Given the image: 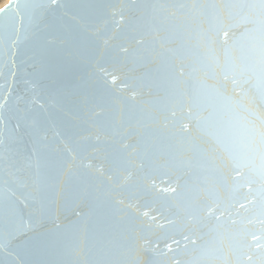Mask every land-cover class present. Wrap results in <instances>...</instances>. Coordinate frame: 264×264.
<instances>
[{"label":"water","instance_id":"95a60500","mask_svg":"<svg viewBox=\"0 0 264 264\" xmlns=\"http://www.w3.org/2000/svg\"><path fill=\"white\" fill-rule=\"evenodd\" d=\"M0 264H264V0H7Z\"/></svg>","mask_w":264,"mask_h":264},{"label":"rangeland","instance_id":"374dc122","mask_svg":"<svg viewBox=\"0 0 264 264\" xmlns=\"http://www.w3.org/2000/svg\"><path fill=\"white\" fill-rule=\"evenodd\" d=\"M3 2H4V0H0V7H2V5L4 4ZM6 2H7V0H6Z\"/></svg>","mask_w":264,"mask_h":264},{"label":"bare ground","instance_id":"6f19581e","mask_svg":"<svg viewBox=\"0 0 264 264\" xmlns=\"http://www.w3.org/2000/svg\"><path fill=\"white\" fill-rule=\"evenodd\" d=\"M3 3H6V0H4V2Z\"/></svg>","mask_w":264,"mask_h":264}]
</instances>
